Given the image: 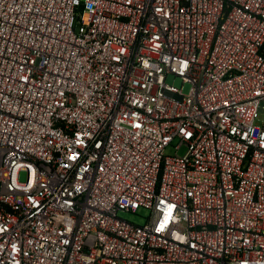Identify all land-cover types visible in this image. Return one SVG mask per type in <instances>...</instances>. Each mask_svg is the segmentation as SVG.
Instances as JSON below:
<instances>
[{
  "label": "built area",
  "instance_id": "built-area-1",
  "mask_svg": "<svg viewBox=\"0 0 264 264\" xmlns=\"http://www.w3.org/2000/svg\"><path fill=\"white\" fill-rule=\"evenodd\" d=\"M260 113L264 0H0V264H264Z\"/></svg>",
  "mask_w": 264,
  "mask_h": 264
},
{
  "label": "rangeland",
  "instance_id": "rangeland-1",
  "mask_svg": "<svg viewBox=\"0 0 264 264\" xmlns=\"http://www.w3.org/2000/svg\"><path fill=\"white\" fill-rule=\"evenodd\" d=\"M167 82L174 84L175 86H177L178 88L182 89L184 94H188L190 92L191 89V84L189 82L183 81V79L179 76H175L173 74L169 75L167 78ZM264 117L263 113H260L257 123L260 122ZM178 140H175L173 144H176ZM184 151V148L180 149V153ZM175 153V148L173 147V145L168 146V148L166 149V154H174ZM25 177V175H22V179ZM149 209L145 208V207H141L136 211H121L119 213V215L123 218H126L134 223L137 224H143L147 221L148 216H149Z\"/></svg>",
  "mask_w": 264,
  "mask_h": 264
}]
</instances>
